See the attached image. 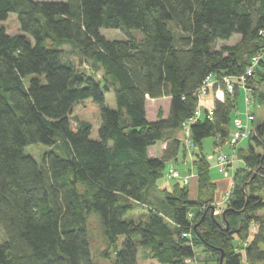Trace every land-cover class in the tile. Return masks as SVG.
Here are the masks:
<instances>
[{"label": "trees", "instance_id": "trees-1", "mask_svg": "<svg viewBox=\"0 0 264 264\" xmlns=\"http://www.w3.org/2000/svg\"><path fill=\"white\" fill-rule=\"evenodd\" d=\"M10 14L20 33L0 25V264H94L90 217L112 264H138V247L157 264H198L196 249L216 264H264V121L238 150L243 167L217 217L202 153L204 139L223 144L234 130L237 88L190 126L195 198L177 183L161 191L167 210L150 207L204 80L223 89L263 49L264 0H0V24ZM252 83L264 85V58ZM110 92L115 109L105 106ZM163 98L168 115L147 121V100ZM86 113L92 123L78 119ZM37 144L49 149L40 163L24 151ZM156 144L161 155L150 157ZM138 208L139 219L125 220Z\"/></svg>", "mask_w": 264, "mask_h": 264}, {"label": "rangeland", "instance_id": "rangeland-1", "mask_svg": "<svg viewBox=\"0 0 264 264\" xmlns=\"http://www.w3.org/2000/svg\"><path fill=\"white\" fill-rule=\"evenodd\" d=\"M0 25L3 26L6 29L7 33L10 35H18L20 33L16 15L14 14H10L7 20ZM101 34L107 40H124L126 38L125 35L122 34L119 30L102 29ZM134 34H137V32H134ZM238 40H239L238 35H234L226 43L217 42L215 47L216 49H218L222 44L234 45L236 42H238ZM70 58L72 60L73 56H70ZM81 70L87 73L90 72L89 71L90 69L87 65H83L80 71ZM253 73L249 77H251ZM95 77L97 80L102 79V75L100 73L95 75ZM229 86L231 88L230 84L224 85L223 89L222 88L218 89L217 87L214 86L211 89H209L204 96L201 97V100L204 101L205 99L210 98L211 95H213L214 102L215 100L223 102L225 98V93H228L231 96H233L234 90L237 88L236 96L232 98L234 112L231 115V125L233 124L234 127L236 120H240L246 126V127L243 126L245 128L246 133L250 134V132L255 130V127L257 125L261 124L264 121V85L252 83V85L249 86L246 83L244 85V84H238V82H236V84H234V86L232 87L231 93L227 92ZM207 95L209 97H207ZM105 106L109 109L116 108L114 97L111 92L105 94ZM158 109L159 110L161 109L162 112L165 113L167 111V103L165 101L155 102V103L148 101L146 104V120L149 122L154 121L156 117H154L153 115L155 112H157ZM247 114H250L252 116L251 121H249L248 123H246ZM78 119L89 123L93 122L90 113L80 115ZM233 131L231 132L228 139L225 142H223V144L222 142L219 141L215 142L213 138L204 139L202 142V153L207 158L208 163L210 165L209 176L211 183L214 184L215 182L214 180L216 179L225 180L227 181V183L229 182L228 184L230 188H228V184H227L226 187L228 189L225 188L226 190H224V195L222 199L223 202L221 204L227 203V198L231 194V190H233L234 188V184H233L234 182L232 181L233 174L236 173L237 169L243 167V163L238 157V150L240 148H245V149L247 148L246 142L247 139L249 138L248 136V138H245L240 142L232 143L231 138L233 136ZM182 140L184 147H182L181 150L179 151V154L176 157L175 161L166 163L163 177L157 181L155 188L152 189L150 193L152 194L151 195L152 202L150 206L151 208L158 209L159 211H161L162 209L164 210V208L167 210L168 207L163 203V195L161 191L165 189L170 190L177 183L181 186L182 185L187 186L191 197H193V194L194 196H196L197 171L195 164L197 160L196 154H198L199 151L196 147H194L192 143H189V141H187L184 135ZM160 148H161L160 144H156L154 147H150L148 149V153L150 157L152 156L160 157L159 154ZM24 151L25 154L31 156L37 163H40L43 154L49 151V149L42 145L37 144L26 147ZM257 151L259 152V150ZM219 155L228 156V159H231L225 167V169H227V174H223L222 172H219L218 163H217V158ZM172 167L178 173V178L172 179V177L170 176L169 170ZM214 186L216 189L215 184ZM216 191L217 189L215 190V192ZM221 204H220V208L216 206V204H213L214 206L213 216L217 217L221 215L223 209L221 207L222 206ZM145 206L148 207L147 205ZM144 210L145 209H140V208L135 209L133 212H130L125 216V220L139 219L140 216L143 214ZM263 213L264 212H260L258 214L262 216ZM88 227L92 238V253H93L94 264H112L110 260H104L100 256L101 253L104 251V246L98 231L97 221L94 217H90L88 219ZM256 228L257 227L251 223L250 233L254 232ZM4 239H5V235L0 228V242L3 241ZM122 241L123 239L120 238L118 246H120ZM235 242H236L235 244H241L239 240H236ZM111 259L112 260L114 259L113 255L111 256ZM194 259L197 261L198 264H216L215 262L213 263L214 259H212V255L210 253L203 252L202 249L195 250ZM137 260H138V264H157L156 261L152 260L149 255L147 256L146 253L143 252L140 247H138V251H137Z\"/></svg>", "mask_w": 264, "mask_h": 264}, {"label": "built area", "instance_id": "built-area-1", "mask_svg": "<svg viewBox=\"0 0 264 264\" xmlns=\"http://www.w3.org/2000/svg\"><path fill=\"white\" fill-rule=\"evenodd\" d=\"M263 58H264V47L260 53H258L254 58L251 59V63L246 68L243 75L238 76V77H225V78H223L222 82L224 85H229V84L231 85V88H230V86L228 87L227 92L231 93L232 87L234 86V84H236V82H238V84H244L245 85L246 79L249 78V76L254 72L259 61ZM214 86L217 87L218 89L220 88V84L217 81L208 77L204 80L201 87L196 92V95L198 97V102H199L198 107H197L195 113L193 114V116L191 118H189L185 122V124L183 125L184 136L187 139V141H189V143H191L189 140L190 126H192L194 123H196L198 121V119L202 115V112H203L202 109L205 107L202 104L203 100H201V97L204 96L208 92V90ZM204 110H205V112H207L208 118H211L213 115V108L206 109V107H205ZM246 119H247L246 123H248L249 121H251L252 116L250 114H247ZM243 126L246 127L243 124V122H241L240 120H236V122L234 124L233 136L231 138L232 143L240 142V141L244 140L245 138H248V136H250L251 134H255V130L250 132V134H247L245 131V128ZM230 160L231 159H228V156H224V155L218 156L217 163H218L219 172H222L223 174H227V169H225V167ZM169 171H170L169 172L170 176L172 178H178V173L173 169V167Z\"/></svg>", "mask_w": 264, "mask_h": 264}, {"label": "crops", "instance_id": "crops-1", "mask_svg": "<svg viewBox=\"0 0 264 264\" xmlns=\"http://www.w3.org/2000/svg\"><path fill=\"white\" fill-rule=\"evenodd\" d=\"M239 37V36H238ZM239 40H240V37H239ZM238 40V41H239ZM237 43V42H236ZM228 45V44H227ZM207 97H209L208 95H207ZM222 99V98H221ZM217 100H219V99H217ZM148 101H150V102H153V103H155V102H161V101H165L166 103H167V111L164 113V112H162V116H163V118H165L167 115H168V111H169V103H170V100L168 99V98H163V99H159V100H147V102ZM202 104H203V106H205L206 108H213L214 107V99H213V95H211V97L210 98H207V99H205L203 102H202ZM205 107L202 109V111H204V109H205ZM159 110V109H158ZM158 110H157V112H155L154 113V117H157V113H158ZM162 111V110H161ZM177 135V138L179 139V140H182L183 139V135H182V133L181 132H179V133H177L176 134ZM163 148H164V145H162L161 144V148H160V155H161V152H162V150H163ZM215 182H214V184L216 185V189H217V191L215 192V195H214V199H215V204H216V206H218V207H220V204L223 202L222 201V199H223V195H224V190H226V189H228V188H230L229 187V182L227 183V181H225V180H222V179H216V180H214ZM227 184H228V188L226 187L227 186ZM226 188V189H225ZM193 197H195L194 196V194H193ZM192 197V198H193ZM222 206H224V204H221ZM221 206V207H222Z\"/></svg>", "mask_w": 264, "mask_h": 264}, {"label": "water", "instance_id": "water-1", "mask_svg": "<svg viewBox=\"0 0 264 264\" xmlns=\"http://www.w3.org/2000/svg\"><path fill=\"white\" fill-rule=\"evenodd\" d=\"M220 264H221V260H220Z\"/></svg>", "mask_w": 264, "mask_h": 264}]
</instances>
